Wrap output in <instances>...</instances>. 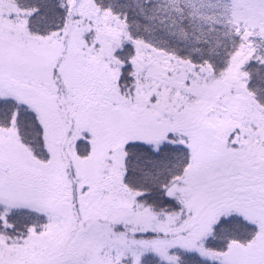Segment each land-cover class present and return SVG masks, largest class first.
Here are the masks:
<instances>
[{"label": "snow or ice", "instance_id": "obj_1", "mask_svg": "<svg viewBox=\"0 0 264 264\" xmlns=\"http://www.w3.org/2000/svg\"><path fill=\"white\" fill-rule=\"evenodd\" d=\"M0 264H264V0H0Z\"/></svg>", "mask_w": 264, "mask_h": 264}]
</instances>
